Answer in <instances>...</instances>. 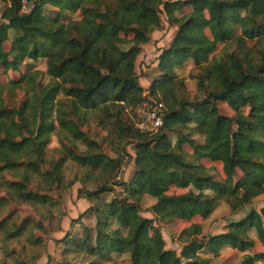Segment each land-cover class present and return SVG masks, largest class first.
I'll use <instances>...</instances> for the list:
<instances>
[{
  "label": "trees",
  "instance_id": "trees-1",
  "mask_svg": "<svg viewBox=\"0 0 264 264\" xmlns=\"http://www.w3.org/2000/svg\"><path fill=\"white\" fill-rule=\"evenodd\" d=\"M0 2V69L46 63L44 73L0 84V264L38 263L50 228L60 231L59 201L76 183L95 186L78 190L95 223H77L81 233L62 238V264H122L121 256L130 264H211L201 252L252 250L250 230L262 251L240 264L264 262V207L211 237L191 224L177 237L179 253L165 248L158 228L206 220L220 202L238 213L264 194V0H37L27 14L20 0ZM161 15L177 30L145 96L136 60L161 30ZM187 60L199 99L180 96L176 69ZM148 97L163 105L155 133L137 130L128 114ZM90 128L106 134L101 143L115 157ZM53 137L58 147L49 149ZM130 145L135 171L123 182ZM203 161L220 164L224 177ZM146 195L155 201L151 218L140 215Z\"/></svg>",
  "mask_w": 264,
  "mask_h": 264
},
{
  "label": "rangeland",
  "instance_id": "rangeland-1",
  "mask_svg": "<svg viewBox=\"0 0 264 264\" xmlns=\"http://www.w3.org/2000/svg\"><path fill=\"white\" fill-rule=\"evenodd\" d=\"M3 7L4 4L0 2V12L2 11ZM70 15V19L74 20L78 18L77 13ZM161 24V30L155 31L151 34L149 42L141 47V52L136 60L135 70L139 76V83L144 89L145 96H148V89L150 84L149 78H153L157 74L156 69L158 65V57L161 51L164 48H167L171 43L177 30L175 26H170L167 23L164 15H161ZM247 45L251 48L254 46V42H249L247 43ZM5 46L8 47V44H6ZM222 49V46H219L215 54L220 53ZM192 69L193 63L189 60L185 61L183 66L176 69L178 78L184 80V90L182 93H180V96L189 97L190 99H199L201 98V95L196 90V80L189 77ZM32 70H37L43 73L46 72L45 60H38L34 62L28 61L26 65L22 66L18 72H4L2 69H0V84H4L12 80H18L21 74ZM153 103L157 104L155 99L148 97L142 106L133 111H128V114L132 117L134 127H136L140 109L150 106ZM157 105H160V107L163 106L162 104ZM217 106L221 114L226 116H231L233 114V112L225 104L218 103ZM160 110L162 112V108ZM105 135L106 134L104 132H101L96 128H90L89 130V136L91 137V139L96 140L98 143H101V140L103 137H105ZM168 136L170 137L172 142H175V136L173 134L169 133ZM101 146L106 154L108 153L112 157H115L108 145L101 143ZM57 147V141L53 137L48 148L53 149ZM187 150L190 151L189 148H187ZM126 152L130 155L131 158L129 161H127V164L124 166V168H122L119 175L120 179L123 182H128L135 171V151L132 145L127 146ZM51 156L54 159L57 158L56 155L48 152L47 157L49 158ZM203 164L207 168L212 167L213 172L217 176V178L224 177L221 171L220 164H211L207 161H203ZM240 176L241 173L237 172L236 178H239ZM81 188L92 191L95 189V186L93 184H86L84 186L76 183L69 190L63 193L58 205L60 211L64 215L60 223V231H57L56 226L50 228V240L47 243L46 252L42 256H40L37 264H62V238L65 237L67 233L71 236H78L81 233L82 229L80 224H83L89 228H92L94 226L95 222L93 216L86 214L89 209V203L84 198L78 195V190ZM115 191L117 192V195H121V190L119 188H115ZM183 192H186V190H178L174 188H171L169 190V194H180ZM110 197L111 195H107L108 199ZM154 203V199H152L150 196H144L141 201L142 212L140 215L145 218H151V215L147 212V210ZM262 207H264V194L254 199L250 207H246L238 213H232L226 203L220 202L212 215H210L206 220L195 218L190 222L174 221L168 224H158V228L164 240L165 248L167 250H173L176 253H179L182 245L177 241V237L182 229L190 226L191 224L200 225L202 228V234L205 237H211L225 233L227 231V225L231 221L242 218L249 211V209L253 208L256 211H259ZM22 214L24 216L27 213L22 210ZM248 235L255 242L254 248L250 251L242 253L235 249L224 247L219 250L217 257H213L212 254L207 251L201 252L200 256L210 259L211 264H240L242 256L244 254L253 255L262 251V247L256 241L255 231L250 230L248 232ZM117 260L122 261V264H130L127 256H121L117 258ZM261 264H264V262H262Z\"/></svg>",
  "mask_w": 264,
  "mask_h": 264
},
{
  "label": "built area",
  "instance_id": "built-area-1",
  "mask_svg": "<svg viewBox=\"0 0 264 264\" xmlns=\"http://www.w3.org/2000/svg\"><path fill=\"white\" fill-rule=\"evenodd\" d=\"M37 0H20V12L27 14L36 4ZM160 105L153 103L140 109L136 129L141 132L155 133L162 126V112Z\"/></svg>",
  "mask_w": 264,
  "mask_h": 264
}]
</instances>
